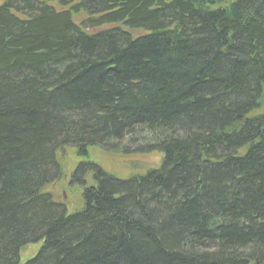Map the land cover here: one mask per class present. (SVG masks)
<instances>
[{"label": "trees", "instance_id": "trees-1", "mask_svg": "<svg viewBox=\"0 0 264 264\" xmlns=\"http://www.w3.org/2000/svg\"><path fill=\"white\" fill-rule=\"evenodd\" d=\"M263 86L264 0H0V264H264Z\"/></svg>", "mask_w": 264, "mask_h": 264}, {"label": "rangeland", "instance_id": "rangeland-1", "mask_svg": "<svg viewBox=\"0 0 264 264\" xmlns=\"http://www.w3.org/2000/svg\"><path fill=\"white\" fill-rule=\"evenodd\" d=\"M260 107L257 114L264 116V86L262 89V97L260 99ZM62 168V174L59 179L48 187L55 201L66 205L68 213H72L81 207V190L77 187L69 185L70 174L78 162L84 161L75 157L72 151H64L57 156ZM88 160L103 171L117 178H128L136 174H143L148 169L159 167L161 155L150 154L146 156L132 155L120 156L101 151L97 148L88 149ZM41 243L25 247L19 256V264H24L32 259Z\"/></svg>", "mask_w": 264, "mask_h": 264}]
</instances>
